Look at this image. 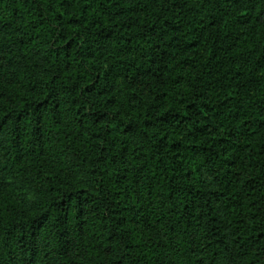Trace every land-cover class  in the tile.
I'll use <instances>...</instances> for the list:
<instances>
[{
  "label": "trees",
  "instance_id": "obj_1",
  "mask_svg": "<svg viewBox=\"0 0 264 264\" xmlns=\"http://www.w3.org/2000/svg\"><path fill=\"white\" fill-rule=\"evenodd\" d=\"M0 264H264V0H0Z\"/></svg>",
  "mask_w": 264,
  "mask_h": 264
}]
</instances>
